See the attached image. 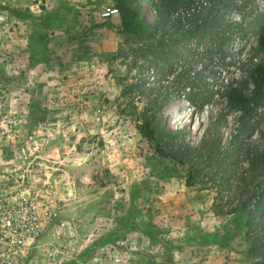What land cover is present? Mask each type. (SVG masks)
<instances>
[{
    "label": "rangeland",
    "instance_id": "rangeland-1",
    "mask_svg": "<svg viewBox=\"0 0 264 264\" xmlns=\"http://www.w3.org/2000/svg\"><path fill=\"white\" fill-rule=\"evenodd\" d=\"M169 1L178 9L187 0ZM161 2L139 0L140 13L148 23L167 17L169 29L175 7L161 14ZM106 7L113 0H0V68L13 79L0 86V206L31 201L42 223L17 264H250L244 229L213 210L214 189L151 174L159 161L134 115L159 95L162 119L196 141L224 100L214 94L194 108L175 73L129 50L144 39L124 33L118 15L102 17ZM205 13L202 40L169 30V47L189 50L191 70L221 89L262 61L264 0H205ZM140 77L150 88L129 89ZM233 116L216 127L225 138ZM254 120L250 142L264 147V106ZM225 228L222 245L214 234Z\"/></svg>",
    "mask_w": 264,
    "mask_h": 264
},
{
    "label": "trees",
    "instance_id": "trees-1",
    "mask_svg": "<svg viewBox=\"0 0 264 264\" xmlns=\"http://www.w3.org/2000/svg\"><path fill=\"white\" fill-rule=\"evenodd\" d=\"M113 2L121 30L144 39L140 46L129 50L154 64H162L159 72L175 73V83L181 85L180 90L189 104L202 111L214 94L225 102L224 110H219L212 120H208L198 139L193 141L192 129L188 126L170 127L162 119L163 105L159 104V95L149 98V104L134 115L138 120V134L148 142L159 161L151 174L159 179H184L186 187H196L199 191L214 189L213 210L232 216L239 231L244 229L248 243L246 255L252 260L250 264H264V220L261 219L264 214V147L250 142L257 125L254 119L264 106V26L256 42L262 61L253 64L243 79L232 80L214 90L204 81V72L191 70L189 62L193 54L189 50L178 56L169 47L177 39L167 29V17L162 15L160 21L148 23L141 16L139 0ZM171 5L175 10L178 7L169 0H162L157 7L162 14ZM199 17L192 19V29L168 26L181 38L191 35L202 40L211 22L207 13ZM214 36L212 42L217 41L218 36ZM220 39L224 40L223 37ZM12 80L0 68V86L5 89ZM145 82L140 77L129 89L138 85L150 88L145 87ZM228 114L234 115V124L225 138L216 127L225 124ZM227 231L225 228L223 234H214L216 238L221 237L218 242L222 245H227L231 239Z\"/></svg>",
    "mask_w": 264,
    "mask_h": 264
},
{
    "label": "built area",
    "instance_id": "built-area-1",
    "mask_svg": "<svg viewBox=\"0 0 264 264\" xmlns=\"http://www.w3.org/2000/svg\"><path fill=\"white\" fill-rule=\"evenodd\" d=\"M205 0H191L189 4L174 11L169 25L188 29L189 20L198 17ZM115 7H106L102 17L117 15ZM170 31L175 36L171 28ZM42 231V223L36 206L31 201L23 200L16 205L0 206V264H17L30 249V245Z\"/></svg>",
    "mask_w": 264,
    "mask_h": 264
},
{
    "label": "crops",
    "instance_id": "crops-1",
    "mask_svg": "<svg viewBox=\"0 0 264 264\" xmlns=\"http://www.w3.org/2000/svg\"><path fill=\"white\" fill-rule=\"evenodd\" d=\"M237 239L238 240H241V242L237 240L238 241V244H239V247L240 248H244V246H245L244 237L242 235H239V236H237ZM231 247L235 248L234 244H232ZM218 249H219L218 251H221V248H218ZM218 263L221 264L220 261Z\"/></svg>",
    "mask_w": 264,
    "mask_h": 264
}]
</instances>
